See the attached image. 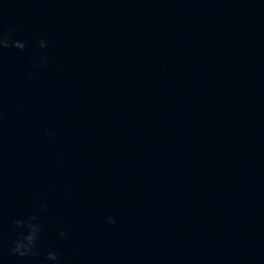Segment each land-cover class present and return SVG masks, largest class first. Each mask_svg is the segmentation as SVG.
Returning <instances> with one entry per match:
<instances>
[{
  "label": "water",
  "instance_id": "95a60500",
  "mask_svg": "<svg viewBox=\"0 0 264 264\" xmlns=\"http://www.w3.org/2000/svg\"><path fill=\"white\" fill-rule=\"evenodd\" d=\"M0 28L204 264H264V0H0Z\"/></svg>",
  "mask_w": 264,
  "mask_h": 264
},
{
  "label": "clouds",
  "instance_id": "9594fccd",
  "mask_svg": "<svg viewBox=\"0 0 264 264\" xmlns=\"http://www.w3.org/2000/svg\"><path fill=\"white\" fill-rule=\"evenodd\" d=\"M27 47L26 43L22 40L13 39L12 32L8 33H0V51L9 48H15L17 50L23 51ZM40 48H46L47 43L45 40L41 39L39 41ZM47 57H41L42 62H46ZM36 220L35 216H31L28 218L27 221H15V225L17 228L27 227L28 232L27 234H20L16 240L13 241V247L11 249L14 255L20 257H29V256H36L38 253L35 251L36 249V240L38 234L40 232V225L34 224L32 221ZM107 223L109 225H115L116 220L112 216H108L106 218ZM59 235L64 236L66 233L63 229L59 230ZM47 260L56 261L59 259L58 254L54 251H50L47 253L46 256Z\"/></svg>",
  "mask_w": 264,
  "mask_h": 264
}]
</instances>
